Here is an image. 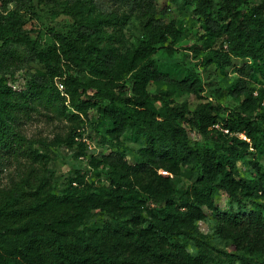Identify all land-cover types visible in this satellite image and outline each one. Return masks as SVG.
Here are the masks:
<instances>
[{
	"label": "trees",
	"instance_id": "1",
	"mask_svg": "<svg viewBox=\"0 0 264 264\" xmlns=\"http://www.w3.org/2000/svg\"><path fill=\"white\" fill-rule=\"evenodd\" d=\"M12 1L18 5L21 0L2 3ZM92 2L77 0L68 8L72 31L53 33L54 45L45 52L37 51L24 33L2 39L3 46L22 42L32 49L43 70L31 75L21 94L13 91L5 73L0 75V147L33 160L19 179L0 188V264H264V91L236 94L242 97V110L221 120L226 109L220 104L202 101L189 108L170 99L167 91L150 92L151 83L171 82L157 71L153 57L160 51L172 61L168 39L177 40L179 31L172 22L152 18V0H133V9L146 18V38L120 53L103 29L116 17L93 13L97 5ZM244 2L222 0L221 23L209 29L228 44L226 52H216L217 61L229 65L232 58L248 59L249 70L258 73L264 65V0L249 16L239 9ZM211 7L210 0H197L195 12L209 21ZM17 10L2 16L6 30L20 27ZM64 67L85 70L89 80L64 73ZM177 84L198 96L203 91L193 72ZM41 108L74 124L51 145H76L78 156L86 154L78 124L91 110L110 123L107 134L116 144L130 129L145 145L135 163L112 153L92 157L90 164L104 184L86 183L80 171L55 184L42 174L49 155L38 153L37 146L44 142L31 143L36 147L30 154L18 130ZM247 157L256 173L252 181L240 176V162ZM185 170L195 180L182 189L173 181ZM218 192L253 209L248 215L229 211L214 217L215 235L231 247L214 254L197 223L206 219V211L216 212ZM93 212L110 222L88 227Z\"/></svg>",
	"mask_w": 264,
	"mask_h": 264
},
{
	"label": "rangeland",
	"instance_id": "2",
	"mask_svg": "<svg viewBox=\"0 0 264 264\" xmlns=\"http://www.w3.org/2000/svg\"><path fill=\"white\" fill-rule=\"evenodd\" d=\"M76 1L33 0L29 2L21 0L17 5L15 1L4 4L0 0V75L5 73L8 76V84L15 93L25 92L31 75L37 70L42 71L43 69L35 58L34 51L24 43L10 42L9 46H3L2 39L24 33L33 40L37 51L45 52L47 48L54 45L53 33L59 30L65 33L72 31L74 17L67 14V11L71 5L76 4ZM92 1L93 5H97L96 8H91L93 13L101 10L113 13L116 17V21L106 22L103 29L110 38L109 44L115 47L118 52L124 53L145 40L143 26L146 18L141 10L133 9L131 6L133 0H116L115 4L109 0ZM210 1L212 3V7L208 10L210 20L206 21L204 16L195 12L197 0H152V18L160 19L165 24L172 22L180 36L174 42H171L170 38L168 39V44L171 43L173 48L172 61L165 60L160 51L153 57L157 71L165 75L171 82L151 83L149 91H167L170 99L189 108L202 101L220 104L226 109L219 114L221 120L226 119L231 112L242 110V97H237L236 94L247 91L257 95L260 90L264 91V65L261 66L262 71L256 73L251 72L247 67L250 64L248 59L232 58L229 65L216 60V52H226L228 44L223 36H216L209 29V27L218 29L222 15L220 13L222 0ZM261 1L245 0L239 9L244 15L249 16L252 13V8L260 4ZM16 6L21 25L16 32H13L4 28L5 23L2 16L8 11L14 10ZM62 71L78 77L82 81L89 80L85 70H70L64 67ZM188 72L195 73L201 82L203 90L201 96L178 87L177 83L184 80ZM58 81L55 79L59 90H62ZM104 102L107 103L106 100ZM73 125L68 119L42 109L41 114L33 115L18 128L27 140L25 146L30 148V154H34L33 151L36 147H32L31 143L44 142L37 146L38 153L47 152L49 155L45 166L46 172L42 170V174L55 184H61L68 178L75 177L76 171H80L84 181L88 184L94 186L104 184V177L90 164L92 157L99 159L112 153L121 155L129 163H135L138 160L137 151L145 145L144 140L137 138L130 129H127L121 136L120 144H116L107 134V130L111 128L110 123L99 119L95 110H91L87 117L83 118V122L78 124V132L81 134L82 142L86 144L84 156L76 154V145L53 147L52 141L57 136L65 138ZM191 137H193L192 134ZM250 157H247L244 162H240V176L247 181H252L256 177V173L248 162ZM31 164H33V160L29 159L28 154L12 155L0 147V188L8 187L12 181L19 179ZM35 165L36 169H43L40 168V164ZM262 165L264 166V162ZM194 180L195 174L185 170L173 182L180 183L184 189ZM214 202L216 212L206 211V219L197 224L199 231L211 243L213 253L217 254L215 249L225 251L231 247L215 235L214 217L222 216L229 211L248 215L253 208L249 203L237 205L230 202L222 192L216 194ZM109 222L107 217L94 212L86 219L88 227H100ZM196 249L193 245L189 248L193 253L196 252Z\"/></svg>",
	"mask_w": 264,
	"mask_h": 264
},
{
	"label": "built area",
	"instance_id": "3",
	"mask_svg": "<svg viewBox=\"0 0 264 264\" xmlns=\"http://www.w3.org/2000/svg\"><path fill=\"white\" fill-rule=\"evenodd\" d=\"M225 133H227L228 131H224ZM241 137L243 136V135H240ZM243 139H245V137H242Z\"/></svg>",
	"mask_w": 264,
	"mask_h": 264
},
{
	"label": "bare ground",
	"instance_id": "4",
	"mask_svg": "<svg viewBox=\"0 0 264 264\" xmlns=\"http://www.w3.org/2000/svg\"><path fill=\"white\" fill-rule=\"evenodd\" d=\"M242 137H244V136H242Z\"/></svg>",
	"mask_w": 264,
	"mask_h": 264
}]
</instances>
